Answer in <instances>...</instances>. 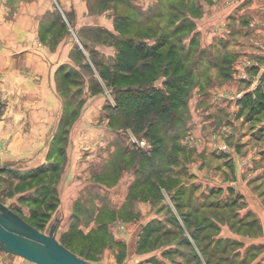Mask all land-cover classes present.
<instances>
[{
	"label": "crops",
	"instance_id": "1",
	"mask_svg": "<svg viewBox=\"0 0 264 264\" xmlns=\"http://www.w3.org/2000/svg\"><path fill=\"white\" fill-rule=\"evenodd\" d=\"M178 2L0 0V165L40 173L58 162V181L54 185L62 203L60 217L81 202L83 185L79 178L115 193L123 172L130 171L126 162L131 148L117 146L120 130L115 124L116 110L111 108L113 94L99 69L112 64L121 39L136 36L152 43L153 30L155 34L164 25L176 26L178 20L173 22L166 10L177 9ZM186 10L193 28L188 36L191 44L218 48L212 52L218 58L212 65L217 80L207 87L194 77L187 101L186 133L192 141H198L205 140L207 127H218L235 106V116L239 117L240 109H245L243 97L233 103L228 96L240 84L248 88L253 76L264 72V0H186ZM193 56L188 55L189 61ZM196 61L193 58L191 63L194 73L200 68ZM188 145L193 155L205 153L204 148L191 142ZM233 168L231 178L240 183V172L237 175ZM106 173L107 178H103ZM135 180L134 174L127 182L124 202L130 198ZM221 188L208 189L203 198H208L207 202L225 199ZM238 188L246 205L235 212L242 219L256 220V226L260 223L262 228L258 235L241 234V238L247 239L240 247H263L264 252V212L260 214L248 194ZM229 190L233 194L228 197H236L237 187ZM215 209L216 215L211 217L218 237H235L237 233L217 218L223 208ZM20 258L21 262L26 261ZM0 264L19 261L0 255ZM246 264H264V258L253 257Z\"/></svg>",
	"mask_w": 264,
	"mask_h": 264
},
{
	"label": "rangeland",
	"instance_id": "2",
	"mask_svg": "<svg viewBox=\"0 0 264 264\" xmlns=\"http://www.w3.org/2000/svg\"><path fill=\"white\" fill-rule=\"evenodd\" d=\"M177 5V9L166 10V14L168 13V16L174 18L173 22L178 20L177 25H164L162 33L158 35L160 38L165 35L169 36L167 41L175 43L177 53L180 59L184 60L185 65L192 63L193 58L196 61L198 57L196 62L200 68L198 67L194 73L195 79L206 83L207 87L213 86L214 81L218 78L215 76V69L212 66L214 62L218 61V58L213 57L212 54L213 48L216 46L201 48L191 44L188 36L192 33L193 28L186 16V0H179ZM234 44L232 42V48ZM232 48L230 47L228 50ZM215 51L217 52L218 48ZM187 55L195 57L193 56L189 61ZM263 66L262 59V72ZM263 75L264 72L261 75L253 76L250 82L254 83L255 78H260L261 82L251 91L247 90L246 84L238 85L239 87L228 96L229 100L234 103L248 93L255 97L257 89L263 82ZM165 79L166 75L163 72L158 73L153 85L156 87L155 83L159 82L161 84L159 88H164ZM248 87H251V84H248ZM236 110L235 106L228 117L220 121L218 127L210 129L208 126L205 130L207 133L205 140L200 138L198 141L196 139L192 141L190 134L186 133L187 120H185L184 128L178 139L182 146V150L177 154L178 165L174 166L172 170L173 166L169 165L170 161L167 162L165 152L161 156L159 155L162 158H158L157 168L168 169L161 175L165 180L160 188L161 196L150 186L145 189V196H140L137 190L139 187H137L132 189L130 198L124 202L127 182L134 174L136 178L142 175L136 173L133 166L135 157L131 154L130 159L126 162L130 171L123 172L119 189L115 193L105 186H94L89 181L84 183L83 179L79 178L78 181L85 188L82 187L81 202L73 205V210L70 213L68 210L64 217H60L62 203L58 201V191L54 185L58 181V172L54 170L44 171L33 179L29 178L30 173L22 170L5 169L0 171V201L10 206L24 220L36 226L40 231H44L53 218H59L57 238L73 252L80 254L93 264H209L208 257H212L209 252L220 253L217 250L220 239L226 243L224 257L228 255L229 260L232 259L231 263L227 259L225 264H246L253 257L263 259V247H240L243 240L247 239L244 237L249 235L248 226H244L243 220L234 224L231 222L232 219L222 218L221 220L223 224L237 233L235 237L228 235L218 237L215 232L207 237V234L203 233L201 225L204 224L205 215L210 216V213L202 209L193 213L196 205L204 208L207 203L206 199L208 198H203V193H209L208 189H216L217 186H222L221 190H224L222 194L227 197L233 194V192H229V188L237 187L236 196H240L237 199L243 202L238 186L242 187V191L248 194L249 201L258 207L259 213L264 212V108L249 117L246 116L247 109H243V112L240 109L239 117L235 116ZM115 124L116 128L120 130L118 131V147L122 149L124 147L139 148L145 150L149 155L152 151L151 145L145 137L139 136L129 127L125 128L121 127L119 123ZM131 137H143L147 141V145L141 148L131 140ZM170 142L167 140L164 143L169 145ZM190 142L196 147L198 146L199 149L204 148L205 153L191 154L188 145ZM246 162H249L248 166ZM150 163L147 159L142 163V167H146V171H148ZM233 167L237 170V175L240 172L238 175L241 176L240 183L231 178L234 176ZM173 171L179 172L177 180L171 175ZM103 178H107V173L103 175ZM63 180L65 182L66 178ZM93 180H97V178L94 177ZM177 181L186 189L194 185L193 198L190 199L189 206L184 203L177 205L176 198L172 196L175 188L170 189V185ZM44 183L47 185L46 187L41 185ZM210 186L211 188H209ZM52 190H55L54 196ZM185 198L186 195H182L178 200ZM245 205L243 202L235 207V210L240 211L241 208L244 209ZM66 208L68 209V207ZM188 211L191 213L188 218L190 223H187L186 213ZM236 215L238 216V212ZM249 226L250 229L251 225ZM257 226L256 231V227L253 225L256 233L251 229L254 235H258L262 231L260 223ZM241 234L244 236L243 238H241ZM207 243L209 245L206 248ZM0 255L3 258H16L19 264H34L27 260L21 262L20 257L4 254L2 251H0Z\"/></svg>",
	"mask_w": 264,
	"mask_h": 264
},
{
	"label": "trees",
	"instance_id": "3",
	"mask_svg": "<svg viewBox=\"0 0 264 264\" xmlns=\"http://www.w3.org/2000/svg\"><path fill=\"white\" fill-rule=\"evenodd\" d=\"M148 30L152 31L153 29L149 28ZM162 31H156L154 34L153 30L150 35L154 38L152 43L139 39L136 36L121 39L118 42V52L112 64L110 66L104 65L99 69L101 78L113 94L114 105L111 108L116 110V123H119L121 127L131 128L139 136L145 137L151 145L152 151L149 155H147L145 150L139 148L129 149L131 150L132 156L134 155L135 157L133 166L136 173L142 174L134 182L135 188L139 187L137 190L140 196H145L147 186L152 187L161 196L160 188L165 181L161 175L168 170L167 168H157L158 158H162L160 156L163 152H165L167 162L170 161L169 165L171 164L173 166L171 169H174V166L178 165L177 154L182 150L178 139L187 119V101L194 82L193 65L191 63L185 65L184 60L180 59L175 43H169L167 41L169 36L165 35V37L160 38L158 34H161ZM161 72L166 75L164 88H157L153 85V82L156 75ZM242 108L247 109V117L254 115V113L261 111V108H264V75L263 82L259 89H257L255 97L253 98L250 94L244 95L242 98ZM167 140H170L171 144L167 145L164 143ZM123 149L128 150V147H124ZM147 159L151 162L148 171H146V167H142V163L146 162ZM58 168L59 164L55 162L50 165V169H47V172H50V170L58 172ZM2 170L5 169H1L0 171ZM42 173L43 171L40 173L32 172L29 174V178L33 179ZM172 173L171 175L177 180L179 178V172L173 171ZM41 185L44 187L47 186L45 183ZM170 186V189L175 188L173 195H171L176 198V204L183 205L184 203V205L189 206L188 203L191 202L193 188L189 187L186 189L178 181L172 183ZM51 192L54 196L55 190ZM182 195H186V198L179 201L178 198ZM238 197L240 198V196H230L222 200L207 202L204 208L196 205L193 213L198 212L199 209L207 210L210 213V216L205 215L204 224L201 225L202 231L204 234H207V237L212 235L213 232L216 233L217 225L211 216L216 215L215 208L219 206L224 211L221 212L220 217L216 216L217 218L221 220L222 218L226 220L232 219V224L243 220L244 226H248L247 231L249 234L255 232L256 220L248 221L236 215L235 207L241 204L240 199H237ZM209 207L213 208L210 210ZM190 214L189 211L186 213L187 223H190L188 220ZM249 225H251L250 229ZM59 241L69 248L61 240ZM219 241L220 244L217 245V250L220 253H213L211 251L214 248L213 246L210 250L211 252H209L212 255V257H208L209 264H225L227 259L228 262L230 261L228 255L224 257L226 243H223L222 239ZM208 245L207 243L205 247L207 248ZM77 255L81 256L80 254ZM83 258L86 259L85 257Z\"/></svg>",
	"mask_w": 264,
	"mask_h": 264
},
{
	"label": "water",
	"instance_id": "4",
	"mask_svg": "<svg viewBox=\"0 0 264 264\" xmlns=\"http://www.w3.org/2000/svg\"><path fill=\"white\" fill-rule=\"evenodd\" d=\"M9 166L1 164L0 170ZM58 224L59 218L55 217L40 231L0 201V251L34 264H93L58 240Z\"/></svg>",
	"mask_w": 264,
	"mask_h": 264
},
{
	"label": "built area",
	"instance_id": "5",
	"mask_svg": "<svg viewBox=\"0 0 264 264\" xmlns=\"http://www.w3.org/2000/svg\"><path fill=\"white\" fill-rule=\"evenodd\" d=\"M261 55L263 57V64H264V47L261 50ZM264 69V66H263ZM264 71V70H263ZM261 82L260 78H255L254 83L252 82L251 87H248L247 90H252L254 88V86L258 85ZM254 84V85H253ZM156 87L159 88V86H161V84L159 82L155 83ZM131 140L133 142H135L139 147H145L147 145V141L142 137V138H135V137H131Z\"/></svg>",
	"mask_w": 264,
	"mask_h": 264
}]
</instances>
